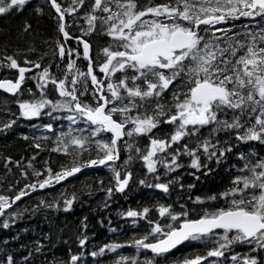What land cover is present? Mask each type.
Listing matches in <instances>:
<instances>
[{
  "label": "snow or ice",
  "instance_id": "6c2138e0",
  "mask_svg": "<svg viewBox=\"0 0 264 264\" xmlns=\"http://www.w3.org/2000/svg\"><path fill=\"white\" fill-rule=\"evenodd\" d=\"M28 2L0 0V15L21 10ZM50 3L61 21L65 13L71 14L78 10L71 6L62 8L57 0H50ZM72 4L83 6L84 0H72ZM97 11L108 15L98 17L94 14ZM242 17L264 19V0H165L161 3L147 0L146 5H141L139 0H94L92 13L86 16L89 28L85 35L94 31L96 21L100 20L101 26H106L104 34L113 41L102 50L105 59L99 64V73L104 78H98L94 73L91 45L79 39L83 45V58L89 61L87 72L77 69L71 80L67 76L57 80L50 77L49 68L45 67L38 77L41 83L37 86L41 90L47 82H51L58 87L59 95L68 99L54 103L41 98L36 102H21L19 108L24 118L31 119L39 117L42 110L51 105L55 111L73 113L66 117L72 123H77V117H80L96 126L91 129L92 136L101 132L111 133L112 136L109 142L95 141L98 149L96 158L83 164L74 159L71 167L62 168L54 174L48 168L47 178L39 182V188L51 186L53 182L59 183L79 173L84 167L109 166L110 162L119 159L118 142L125 136H147L161 124L172 125L174 128L169 139L150 138L146 154L140 157L149 173L157 171V163H162L168 172L175 171L181 167L177 161L182 154L192 156L191 166L199 170L201 164L197 151L202 150L209 160L215 157L217 162L226 152L232 151L231 146L220 148L219 140L214 143L209 138L199 139L196 148L180 143L186 137L202 136V129L205 128L210 129V136L220 131L234 132L235 139L241 143L257 141L264 145V29L258 34L246 33L244 39H240L241 34L229 36L230 29L217 27ZM27 27L30 25L25 30ZM59 31L66 40L71 38L64 23H60ZM72 51L69 49L67 55L71 56ZM65 55L66 49L61 44L59 56L63 58ZM6 60L7 67L18 70V77L15 81L0 80V90L17 95L29 78L26 73L32 72L34 68L41 69V65L25 60V64L32 66L22 67L12 56L6 57ZM4 66L0 63V67ZM74 67L75 61L67 65L69 70ZM116 73L122 75L113 80ZM89 77L96 101L94 106L80 99L88 91ZM78 84L80 89L76 87ZM105 90L110 95H106ZM28 91L31 92V89ZM78 91L80 95H77ZM170 91L173 103H161ZM152 104H155V108L149 115ZM133 109L143 111H138L135 116L129 115ZM229 112L231 119H222ZM47 114L51 115L50 112ZM14 123L13 120L4 127L11 128ZM129 124L131 128H128ZM48 128L51 130V125ZM61 135L67 137V142L59 139L63 147L54 148L53 151L71 155L70 146L86 150L87 138L74 136L71 131ZM173 144L178 147L168 153L167 150ZM158 153L170 155L171 160L165 162L163 159H154ZM255 155L253 153L246 157L241 153L239 158L245 160L239 169L241 174L232 180L230 188L208 197L212 201L223 200L224 207L205 211L199 218L188 219L187 211L174 214L170 207L161 206V217L169 216L172 221H177L182 216L183 221L178 226L167 225V231L157 223L147 235L134 241L135 247L138 250L148 249L156 256H165L186 241L204 240L216 245L206 256L186 258L183 264H203L209 257H223L232 245H253L252 252L264 250V157L252 159ZM113 171L116 190L122 192L132 174L128 172L122 178L119 171ZM35 175L39 177L43 173L36 172ZM140 183L145 184V181L141 180ZM169 183L148 186L166 193L169 191ZM27 187L35 190L37 185ZM192 187L194 185H189V188ZM108 192L111 193L112 189H108ZM27 194L21 190L11 202L9 198L0 196V216ZM196 200L204 202L199 197ZM72 202L66 201L68 207ZM148 212L149 209L145 208L143 213L128 211L126 215L146 217ZM3 227L8 228V223L5 222ZM157 234L162 238L147 242L150 236ZM85 243V239L80 240L81 246ZM106 247L109 251H115L121 245ZM104 252L105 248H101L99 253L93 252L91 255H103ZM79 259V256L72 255L71 264H77ZM231 259L236 264H258L253 255L241 258L234 254ZM7 264H13L11 256L7 257ZM116 264H129V258L121 257ZM131 264H137V261L132 259ZM145 264H153V261L147 260ZM260 264H264V260Z\"/></svg>",
  "mask_w": 264,
  "mask_h": 264
},
{
  "label": "trees",
  "instance_id": "16d2710c",
  "mask_svg": "<svg viewBox=\"0 0 264 264\" xmlns=\"http://www.w3.org/2000/svg\"><path fill=\"white\" fill-rule=\"evenodd\" d=\"M163 1L165 2L153 0L154 3ZM139 2L147 4V0ZM29 25L30 27L25 30ZM59 25V17L49 0H29L23 9L0 15V61L7 65L8 56H12L19 63L28 60L41 65L38 74L47 67L50 77L60 80L67 76L71 80L78 68L74 67L71 70L67 68L68 63L72 61L67 51L73 50L72 55L76 58L81 54V49L78 47L79 43L62 38ZM71 28L67 31L73 36ZM96 31L88 34V37L100 36ZM102 38L106 40L105 47L113 43L112 38L104 32ZM61 44L66 49L63 58L59 56ZM103 57L100 51L98 58L94 59L95 64L102 63ZM38 83L41 81L33 79L28 85L34 91L37 100L41 98L51 100L54 97L52 87H58L47 82L46 87L41 90L37 86ZM76 87L80 89L79 84ZM77 95H80L79 91ZM80 99L83 103L95 105L87 93L80 96ZM5 102L7 105L0 107V196L9 198V201L21 190L29 191L31 188L27 187L28 185L36 184L38 187L39 182L47 178L48 168H51L54 174L60 172L62 168L71 167L74 159L83 164L89 159L96 158L98 152L96 140L110 141V136L103 132L92 136L91 129L94 126L83 118L80 126H83L81 125L83 123L86 127L78 130L79 127L69 123L62 113L49 107H46L39 117L27 119L21 115L19 104L14 98ZM171 103L172 100L167 104ZM154 108L151 105L150 111ZM49 112L51 115L47 114ZM13 120L15 123L11 128L4 127ZM48 125H51V130ZM171 130V125L161 124L153 130L152 138H169ZM69 131L74 136L87 138L86 150L70 146L71 155H65L63 151H53L54 148L63 147L59 144V139L67 142V137H62L61 134ZM203 138H209L214 143L219 140L220 148L231 146L232 151L220 157L219 162L215 157L207 159L202 150L197 151L201 164L199 170L191 166L192 156L182 154L177 161L181 167L168 172L162 163H157L155 173L147 171L146 164L141 158L135 160L130 167H125L123 162L127 161L133 152L123 151L120 163L91 168L73 178H67L59 183L54 182L33 197L21 199L0 216V264H7L8 256L13 258V264H71L72 255L80 257L77 264H116L121 257L129 258V264L132 259H135L137 264H145L147 260H152L153 264H174L175 261L177 263L189 259V256L194 258L206 254L214 247L212 243L200 242L183 247L174 262L166 256H155L143 249L138 250L134 245L135 240L147 235L157 223L167 231L170 222L177 226L184 219L181 216L179 220L172 221L169 216L161 217L159 215L161 206L170 207L174 214L187 211L188 219L199 218L205 211L211 212L224 207L223 200L212 201L208 197L230 188L232 180L241 174L239 169L243 167L245 160L239 158L240 154L244 153L246 157L256 154L251 157L252 159L264 157V145L257 141L241 143L232 133L219 132L212 137L202 135L180 143H187L189 148H196L198 140ZM177 147L178 145L173 144L167 150L168 153H172ZM156 158L165 162L171 160V156L166 154H159ZM113 169L119 171L122 178L126 171L132 174L129 184L122 192L116 190ZM36 172L43 175L37 177ZM141 180H144L145 184H141ZM156 183H169V191L165 193L148 186ZM189 185L194 187L189 188ZM110 188L111 193L108 192ZM197 197L204 202H197ZM68 200L73 201L70 207L66 204ZM145 208L149 209L146 217L126 215L128 211L143 213ZM5 222L8 223V228L3 227ZM159 238H161L159 234L150 236L147 242ZM82 239L86 240L83 246L80 244ZM108 245L121 247L109 251L106 247ZM101 248H105L103 255H91L93 252L99 253ZM230 248L239 249L238 245Z\"/></svg>",
  "mask_w": 264,
  "mask_h": 264
},
{
  "label": "rangeland",
  "instance_id": "374dc122",
  "mask_svg": "<svg viewBox=\"0 0 264 264\" xmlns=\"http://www.w3.org/2000/svg\"><path fill=\"white\" fill-rule=\"evenodd\" d=\"M57 3L61 4L62 8H68V7L71 6V7H76L78 9L76 12H73L71 14L65 13L64 21H65V24H66V28L70 29V27H72L71 30H70L72 33H74L76 35L87 36L85 38H87L92 43V51H93L94 59L98 58L100 51H101V53L103 55V51L102 50L106 46L105 45V41L106 40L103 39L102 36H103V32H105V30H106V26L102 27L101 23H100V20H97L96 21V29L95 30H97L96 33L98 32V34L100 36H96V38H89L88 35H85V32L89 28L86 16L89 13H92V5L94 4V0H84V5L83 6L73 5L72 4V0H57ZM140 4L141 5H146L143 2L140 3ZM94 14L97 15L98 17H105V16L108 15L107 13H103V12H100V11H97ZM246 19H248V21L251 23V25L254 26L255 28H257V30L261 31V28L264 29V19H261L260 17H254V18H252V17H248V18L242 17L241 19H239L237 21H241V23H243V24H231V25L228 24V25L221 26V27H224L226 29H230L231 30L229 32V36H232L234 33H239V34H241L239 38L240 39H244V35L246 33L250 32L249 29L244 28V24L245 23L243 21L246 20ZM259 26H261V28ZM91 33H93V31ZM217 35H221V34L217 33ZM70 57H71L72 61H75V67H77L82 72H87L88 63H87L86 60L83 59L82 54H79V56L76 57V58L74 57V55H71ZM104 59H105V57H103V60H102L103 62H104ZM100 64H101V62H100ZM94 72L99 78L102 77V74L99 73V64H95L94 63ZM121 75H122L121 73H116V76H114L112 79L115 80L117 77H119ZM32 78L35 79V77H32ZM37 79H38V77H37ZM52 88L54 89V97L51 99V101H53L54 103L55 102H64L66 99H68V98H65V97H61L59 95L58 88H56L55 86H53ZM28 89H31V88L29 86H25L23 88L21 94H19L18 97L15 98V102L18 101L17 103H21V102H29V103H31V102L38 101L37 98L34 96V91L31 89V92H29ZM105 92H107V91L105 90ZM87 93H88V95L91 96V99H94L93 98V87L89 86V89H88ZM105 94L106 95H110L109 93H105ZM171 100H172V93L170 91V92L165 94V96H164L163 100L161 101V103H168ZM152 105L155 107V104H152ZM46 107H49V109H53L51 105H48ZM109 107H111V105ZM44 109L42 110V112L44 111ZM136 110L137 109H133L132 112L129 113V115L135 116L137 114ZM57 112L62 113L65 117L73 114V113H69L66 110H59ZM20 113H21V110H20ZM148 113H149V115H151L152 111H150V109H149ZM222 119H229L230 120L231 119V112H229L228 115L222 117ZM69 123H72V122L69 121ZM80 123H81V118L77 117V123H73V125L79 127L78 130H83L84 128H83V126H80ZM131 127H132V125L129 124L128 128H131ZM173 128H174V126L171 125V129L172 130H173ZM172 130H171V133H172ZM205 132H206L207 135H209L210 129L208 128L207 130H205ZM221 132H223L225 134L232 133V132H226V131H221ZM171 133L169 134V136L171 135ZM190 139L191 138H187V137L185 138L186 141H188ZM103 141L107 142L105 140H103ZM149 142L150 141H149V137L148 136H141V135H134L133 137H127L126 136V139L122 143H120L119 146H118L119 147V158H120L121 152L125 151V149L126 150H132V149H135V148L137 149V147H138L141 150L140 153L145 152V150H147L149 148V146H150ZM127 145H131V147H128ZM137 145H139V146H137ZM142 148H143V150H142ZM137 155H138V158H137V161H138L139 158H140V154L138 153ZM169 224L172 225L173 223L170 222ZM220 232H222V231H220ZM212 245H214V247L216 246L213 243H212ZM241 245H243V246H241ZM232 246H234V245H232ZM232 246H230V247H232ZM252 247H253V245L240 244V245H238L239 249L230 248V249L225 251V255L223 257H219V258L214 257L212 260H208L207 263H205V264H213V262H214V264H236V262H234L231 259V256L234 255V254L240 256L241 258H243L245 255H253L257 259L258 264H260V262L262 260H264V250L257 249L255 252H252L251 251ZM241 249H244V251L241 250ZM209 250H211V249H209Z\"/></svg>",
  "mask_w": 264,
  "mask_h": 264
},
{
  "label": "bare ground",
  "instance_id": "6f19581e",
  "mask_svg": "<svg viewBox=\"0 0 264 264\" xmlns=\"http://www.w3.org/2000/svg\"><path fill=\"white\" fill-rule=\"evenodd\" d=\"M70 36V35H69ZM73 36H76V34H73ZM73 36H70L71 38L69 39V40H73L74 42H77V43H79V39H83V40H85V41H87L90 45H91V51H92V43L87 39V38H85V37H87V36H84V35H78V36H76V37H73ZM92 55H93V51H92ZM93 59H94V57H93ZM22 92V91H21ZM92 92V91H91ZM90 94V93H89ZM21 96V95H20ZM85 97V96H84ZM18 102V101H17ZM173 131V130H172ZM232 137H234V135L232 136ZM137 144V143H136ZM194 145V144H193ZM134 146V145H133ZM137 146H139V145H137ZM136 149V148H135ZM142 150H143V148H142ZM141 151V150H140ZM183 163V162H182ZM164 173V172H163ZM107 194V193H106ZM105 196V195H104ZM33 197V196H32ZM39 198V197H38ZM106 198V197H105ZM98 199V198H97ZM78 200V199H77ZM76 201V200H75ZM103 202V201H102ZM101 206V205H100ZM99 206V207H100ZM78 208V207H77ZM86 210V209H85ZM101 210V209H100ZM99 210V211H100ZM63 222V221H62ZM53 224V223H52ZM46 227V226H45ZM64 227H66V226H64ZM47 228V227H46ZM60 228H62V227H60ZM47 230V229H46ZM40 231H42V230H40ZM45 231V230H44ZM61 231H59V233H60ZM70 232V231H69ZM46 233V232H45ZM44 233V234H45ZM97 233V232H96ZM87 235V234H86ZM1 237V236H0ZM47 237V236H46ZM36 238V237H35ZM55 238H56V235H55ZM57 239V238H56ZM58 241V240H57ZM35 242H36V240H35ZM75 244V243H74ZM8 246V245H7ZM75 247V246H74ZM77 247V246H76ZM78 248V247H77ZM68 251V250H67ZM73 251H75V250H73ZM200 251V250H199ZM67 254V253H66ZM74 254V253H73ZM71 261V260H70ZM70 263V262H69Z\"/></svg>",
  "mask_w": 264,
  "mask_h": 264
},
{
  "label": "water",
  "instance_id": "95a60500",
  "mask_svg": "<svg viewBox=\"0 0 264 264\" xmlns=\"http://www.w3.org/2000/svg\"><path fill=\"white\" fill-rule=\"evenodd\" d=\"M61 23H64V20L63 21H61ZM82 47H83V45H82ZM90 54H91V52H90ZM89 62V61H88ZM2 93H4V94H7V95H10V96H13L12 94H10V93H7V92H5V91H3V90H0ZM106 133H108V132H106ZM76 174H78V173H76ZM76 174H74L73 176H75ZM72 177V176H71ZM69 178V177H68ZM47 187V186H46ZM41 190V188H36L35 190H30L29 192H28V194L27 195H25L24 197H26V196H32V195H34V194H36V193H38L39 191ZM24 197H22V198H24ZM21 198V199H22ZM18 201H16V203H17ZM14 205V204H13ZM12 205V206H13ZM10 208H8V209H6L5 211H7V210H9ZM179 246V245H178ZM148 250V249H147ZM173 250V249H172ZM171 250V251H172ZM150 251V250H149ZM151 252V251H150Z\"/></svg>",
  "mask_w": 264,
  "mask_h": 264
},
{
  "label": "flooded vegetation",
  "instance_id": "af4514ba",
  "mask_svg": "<svg viewBox=\"0 0 264 264\" xmlns=\"http://www.w3.org/2000/svg\"><path fill=\"white\" fill-rule=\"evenodd\" d=\"M246 23H248L247 25L251 26V23L248 21V19L245 20ZM228 24H233V21H230ZM228 24H225V25H228ZM225 25H219L217 27H221V26H225ZM247 28V26H245ZM13 78V79H12ZM9 79H12L13 81H15L17 79V73L15 76H10Z\"/></svg>",
  "mask_w": 264,
  "mask_h": 264
}]
</instances>
